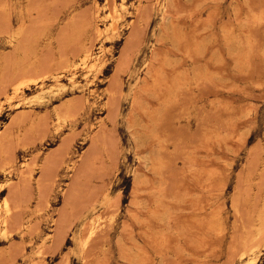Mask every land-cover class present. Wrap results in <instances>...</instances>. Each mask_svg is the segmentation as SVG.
<instances>
[{"label":"rangeland","instance_id":"rangeland-1","mask_svg":"<svg viewBox=\"0 0 264 264\" xmlns=\"http://www.w3.org/2000/svg\"><path fill=\"white\" fill-rule=\"evenodd\" d=\"M0 105V264H264V0H0Z\"/></svg>","mask_w":264,"mask_h":264},{"label":"bare ground","instance_id":"bare-ground-1","mask_svg":"<svg viewBox=\"0 0 264 264\" xmlns=\"http://www.w3.org/2000/svg\"><path fill=\"white\" fill-rule=\"evenodd\" d=\"M108 3V2H107ZM111 10V9H110ZM110 14V13H109ZM111 15V14H110ZM114 15V14H113ZM113 17V16H112ZM111 20H112V18H111ZM112 22V21H111ZM116 22V21H115ZM104 24V23H103ZM110 24H112V23H110ZM115 25V24H114ZM107 27V26H106ZM106 29V28H105ZM17 31V30H16ZM19 33V32H18ZM17 33V34H18ZM99 33V32H98ZM12 35V34H11ZM17 36V35H16ZM95 36V35H94ZM86 49V48H85ZM65 66V65H64ZM22 75H23V73H22ZM88 75V74H87ZM24 77V76H23ZM20 79V78H19ZM17 84V83H16ZM14 88H15V85L13 86ZM18 89V88H17ZM19 92V91H18ZM1 106V105H0ZM56 106V105H55ZM26 169V168H25ZM9 204V203H8ZM6 206V205H5ZM7 206H9V205H7ZM4 207V206H3ZM8 208V207H7ZM7 211V210H6ZM5 211V212H6ZM9 215V214H8ZM4 220H5V218H4ZM88 227V226H87ZM86 228V227H85ZM8 229V228H7ZM91 232V231H90ZM4 233V232H3ZM83 236V235H82ZM248 245V244H247ZM244 246V245H243ZM250 247H251V245H250ZM243 249H245V248H243ZM248 249H249V247H248ZM247 250V249H246ZM242 251H244V250H242ZM242 257V256H241Z\"/></svg>","mask_w":264,"mask_h":264}]
</instances>
